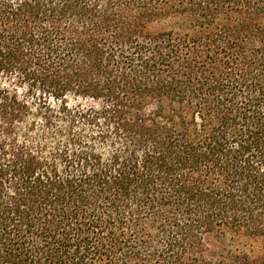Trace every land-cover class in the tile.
<instances>
[{"label":"trees","instance_id":"obj_1","mask_svg":"<svg viewBox=\"0 0 264 264\" xmlns=\"http://www.w3.org/2000/svg\"><path fill=\"white\" fill-rule=\"evenodd\" d=\"M0 264H264V0H0Z\"/></svg>","mask_w":264,"mask_h":264}]
</instances>
